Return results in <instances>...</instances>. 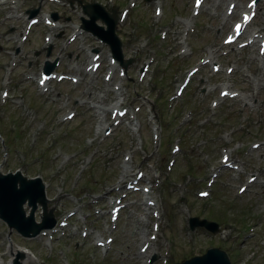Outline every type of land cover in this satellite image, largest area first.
Listing matches in <instances>:
<instances>
[{
	"label": "rangeland",
	"instance_id": "1",
	"mask_svg": "<svg viewBox=\"0 0 264 264\" xmlns=\"http://www.w3.org/2000/svg\"><path fill=\"white\" fill-rule=\"evenodd\" d=\"M69 1L0 3V170H20L27 178L40 177L56 221H68L67 216L76 213L59 231H64L65 236L44 235L31 241L15 233L8 235L0 221L3 264L8 261V240L13 248L30 251L37 259L34 264H149L147 259L153 256L156 260L151 264H173L202 255L212 247L226 251L231 264H264V55L258 54V44L239 50L235 45L221 47L226 35L222 33L231 25L227 22L223 27L227 0H204L196 16L192 15L191 0H161L159 19H154L157 4L152 5V1L146 5L139 0L136 15L129 13L118 24L121 37L116 31L123 40V59L135 60L128 65L125 77L117 71L108 83L103 81V74H108L106 46L87 36L76 39L69 47L63 44L71 34L72 24H80L79 16L83 15L79 3L97 2L111 13L120 11L128 0H74L72 6ZM248 1L234 0L242 8ZM32 8H41L38 18L57 13L60 28L44 27L40 20L22 42L19 37L27 23L26 11ZM235 20L232 17L230 22ZM188 21L195 27L185 42L180 36L184 30L180 22ZM263 22L264 1L252 28L261 27ZM162 33L166 36L161 37ZM50 35L51 41H46ZM158 37L166 38L164 43ZM179 42L187 45L192 54L179 58ZM49 45L50 61L62 51L58 71L70 77L80 75L81 80L76 84L52 82L49 90L40 94L36 83L24 75H37ZM90 48L104 53L100 69L91 77L83 66ZM151 49L157 53L153 70L141 78L140 69ZM206 55L220 63L226 73L212 76L210 68L204 67L201 77L193 80L182 98L171 108L161 109L166 98L174 95L176 82ZM229 66H234L230 74ZM224 83L230 92L239 91L240 95L236 99L225 97L212 108L211 101L219 98V89L214 93V88ZM117 86L120 89L114 92V101L111 91ZM6 89L8 98L4 100L1 91ZM118 101L122 102L120 109L126 108L134 115L139 111L143 120L154 117L150 127L137 124L132 128L138 134L131 133L126 127L132 118L128 113L120 118L104 111ZM70 111L77 113L72 120L66 119ZM187 114L190 119L174 137L171 129ZM115 119L121 123L115 124ZM158 123L160 135L158 129L154 133ZM103 125L110 129L107 136L98 130ZM223 151L231 153L239 172L227 167L219 170ZM127 153H131V160L126 173L120 164ZM138 171L145 177H136ZM213 174L217 175L216 181L208 187L206 181ZM253 176V183L247 184ZM134 180L130 186L149 188L157 203L158 220L152 216L154 211L148 215L140 206L142 191H129L131 198L126 201L135 203L122 212L117 230L112 232L111 250L103 256L94 243L111 235L99 210L106 211L109 201L120 198L126 183ZM117 186L121 187L119 193L114 191ZM240 189L244 191L240 193ZM199 191H208L210 196L201 199L197 197ZM40 213L38 207V222ZM188 217L213 220L220 227L218 231L225 232L224 237L203 228L189 231ZM84 226L89 231L86 238L81 237ZM249 235L238 251L241 240ZM144 243L150 249L144 247L142 256L138 248Z\"/></svg>",
	"mask_w": 264,
	"mask_h": 264
},
{
	"label": "water",
	"instance_id": "2",
	"mask_svg": "<svg viewBox=\"0 0 264 264\" xmlns=\"http://www.w3.org/2000/svg\"><path fill=\"white\" fill-rule=\"evenodd\" d=\"M84 11L85 14L90 16L92 23L100 18L106 24L107 31L102 32L101 28L96 27L95 31H98L101 38L110 45L115 57L121 62L122 58L120 55L119 43L113 34L115 17L106 15L97 5H89ZM31 14H36V11L31 12ZM100 31L102 33H100ZM26 201L32 210L27 218L22 208ZM37 203H39L43 209V218L40 224H36L33 217ZM46 204L47 200L44 194V187L40 180H27L22 177L20 173L7 176L0 175V216L9 228H14L22 237H35L42 229L46 228L47 221L52 219L51 214L46 211ZM190 222L191 228L195 226H204L211 230L212 233H215L217 230L216 225L206 221L192 219ZM52 224L53 222L50 224V227L53 226ZM15 264H18V262H15ZM181 264H230V262L224 252L218 249H210L202 257H195Z\"/></svg>",
	"mask_w": 264,
	"mask_h": 264
},
{
	"label": "bare ground",
	"instance_id": "3",
	"mask_svg": "<svg viewBox=\"0 0 264 264\" xmlns=\"http://www.w3.org/2000/svg\"><path fill=\"white\" fill-rule=\"evenodd\" d=\"M145 203L148 205V206H153V204H151L150 200L148 198H145ZM150 249V248H148ZM148 251V250H147ZM16 252V249L13 248L12 249V253L15 254ZM20 256H21V260H20V264H28V263H36V259L34 257H31L27 254H24L23 252L20 253ZM0 264H3L2 263V260L0 259ZM8 264H11L10 262H8Z\"/></svg>",
	"mask_w": 264,
	"mask_h": 264
},
{
	"label": "snow or ice",
	"instance_id": "4",
	"mask_svg": "<svg viewBox=\"0 0 264 264\" xmlns=\"http://www.w3.org/2000/svg\"><path fill=\"white\" fill-rule=\"evenodd\" d=\"M237 29H239V26H237Z\"/></svg>",
	"mask_w": 264,
	"mask_h": 264
}]
</instances>
